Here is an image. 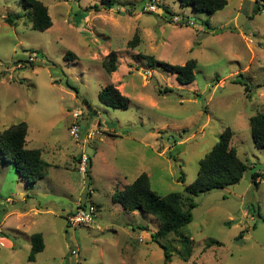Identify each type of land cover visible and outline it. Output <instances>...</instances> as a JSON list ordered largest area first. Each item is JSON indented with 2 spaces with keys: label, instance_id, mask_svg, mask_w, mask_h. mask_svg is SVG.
Returning <instances> with one entry per match:
<instances>
[{
  "label": "rangeland",
  "instance_id": "rangeland-1",
  "mask_svg": "<svg viewBox=\"0 0 264 264\" xmlns=\"http://www.w3.org/2000/svg\"><path fill=\"white\" fill-rule=\"evenodd\" d=\"M41 1L53 20L45 31L32 28L23 1L0 0V131L25 121L26 146L51 163L30 184L0 150V264H164L152 239L160 221L112 197L144 172L159 195L187 196L185 186L226 127L249 168L238 183L195 197L192 222L162 240L172 251L168 264H264V148L254 144L249 123L264 112V1L229 0L214 14L180 0H154L157 12L146 9L150 0H114L100 11L87 7L101 0ZM16 13L18 23L7 22ZM111 51L119 60L109 74L103 61ZM149 55L174 65L196 59L194 82L180 83ZM110 83L131 99L127 109L100 100ZM75 122L80 144L70 134ZM80 145L91 157L85 174ZM254 172L263 174L258 186ZM78 203L97 206L89 227L67 224ZM38 232L45 248L29 261ZM185 237L193 248L188 261L180 256ZM211 239L222 244L209 247Z\"/></svg>",
  "mask_w": 264,
  "mask_h": 264
},
{
  "label": "trees",
  "instance_id": "trees-1",
  "mask_svg": "<svg viewBox=\"0 0 264 264\" xmlns=\"http://www.w3.org/2000/svg\"><path fill=\"white\" fill-rule=\"evenodd\" d=\"M21 1L25 3L31 13L32 28L34 30L45 31L53 25L49 9L41 0ZM228 1L180 0L184 5H192L195 9L209 14H214L224 9L228 5ZM256 1L259 3L260 0ZM114 5V0H101L100 4L90 5L87 10H111ZM21 17L20 13L9 15L7 22L16 25ZM184 24L189 25L188 21ZM138 41L139 39L136 35L129 44L134 45ZM34 52L37 58L44 57L41 51L35 50ZM65 57L69 59L68 57L70 56L66 54ZM72 57L75 58V55L72 54ZM148 58L152 66L158 64L165 68L175 74L178 81L182 84H190L195 80V69L198 64L196 59H189L184 65H174L159 61L151 55ZM118 60L119 57L116 51H111L105 57L103 65L109 74L117 71ZM239 82H241L240 79ZM67 85H69L68 82ZM246 90L249 91V88L246 87ZM99 98L106 106L112 108L127 109L131 102V99L123 94L113 83L106 85L100 90ZM249 123L254 144L259 148H264V112L251 116ZM27 134L28 125L25 121L13 124L0 131V150L4 153L5 159L13 162L16 165L17 172L31 184L47 175V169L50 164L43 158L40 149L26 146ZM233 135L232 128L226 127L221 133L220 140L200 160L197 178L184 188L187 196H184L183 192H171L165 196L159 195L153 190L149 175L145 172L140 174L133 183L113 195V202L121 204L125 210L149 213L160 221L161 226L152 233V239L164 251V264H168L171 260L172 251L162 240L171 234H179L182 227L192 222L193 210L197 207L195 197L201 193L224 189L229 185L238 183L249 168L248 164L239 156L237 149L231 145ZM89 165H91V157ZM261 176L263 174L259 172L252 174L255 186H258V178H261ZM178 180L185 183V175L182 173ZM81 205L86 206L87 204L82 203ZM254 211V214L256 213L258 217L262 218L258 206H254ZM31 238V252L28 260L35 261L37 254L44 250L45 241L43 234L40 232L34 233ZM213 244L220 246L222 243L211 239L207 246L210 247ZM184 247L185 251L180 256L185 261H188L193 249L190 237H185Z\"/></svg>",
  "mask_w": 264,
  "mask_h": 264
},
{
  "label": "built area",
  "instance_id": "built-area-1",
  "mask_svg": "<svg viewBox=\"0 0 264 264\" xmlns=\"http://www.w3.org/2000/svg\"><path fill=\"white\" fill-rule=\"evenodd\" d=\"M154 0H150V3L146 4V9L150 12H157L158 8L153 3ZM174 20H179V17H175ZM36 56H30L31 61H35ZM82 111H75L73 116L77 119L81 116ZM70 134L72 137L80 144V125L78 122L72 124L70 128ZM81 147V154H80V162H79V171L83 174L88 172L89 163H90V156L87 154L84 145H80ZM97 206L93 204H87L83 206L79 204L76 209L67 214V224L72 228H78L81 226H90L93 224L97 217ZM79 254L78 249H73L71 251L72 256H77Z\"/></svg>",
  "mask_w": 264,
  "mask_h": 264
},
{
  "label": "crops",
  "instance_id": "crops-1",
  "mask_svg": "<svg viewBox=\"0 0 264 264\" xmlns=\"http://www.w3.org/2000/svg\"><path fill=\"white\" fill-rule=\"evenodd\" d=\"M42 156H43V155H42ZM47 162H49V161H47ZM49 163H50V162H49ZM50 164H51V163H50ZM27 198H30L29 194H27ZM27 198H26L25 200H27ZM78 205H79V203L77 204V206H78ZM15 208H17V206H15ZM75 209H76V208H75ZM75 209H74V210H75ZM74 210H71L70 212H72V211H74ZM70 212H68V213H70ZM68 213H67V214H68Z\"/></svg>",
  "mask_w": 264,
  "mask_h": 264
},
{
  "label": "water",
  "instance_id": "water-1",
  "mask_svg": "<svg viewBox=\"0 0 264 264\" xmlns=\"http://www.w3.org/2000/svg\"><path fill=\"white\" fill-rule=\"evenodd\" d=\"M37 64H41V65H42V64H43V62H42V61H39V62H37Z\"/></svg>",
  "mask_w": 264,
  "mask_h": 264
}]
</instances>
